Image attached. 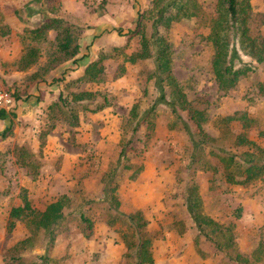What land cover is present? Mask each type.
Wrapping results in <instances>:
<instances>
[{
  "label": "rangeland",
  "instance_id": "rangeland-1",
  "mask_svg": "<svg viewBox=\"0 0 264 264\" xmlns=\"http://www.w3.org/2000/svg\"><path fill=\"white\" fill-rule=\"evenodd\" d=\"M194 1L195 15L168 26L160 24L157 33L169 45L176 83L206 117L203 127L212 140L195 158L186 131L166 106H158L148 123L142 121L141 112L155 97L150 76L154 60H123L139 48L142 32L154 33L155 0L0 1V81L15 99L14 106L0 115V133L11 125L7 135L0 137V264L6 250L28 235L25 226L9 216L10 208L20 204L21 188L37 210L67 194L92 222L84 235L71 219L68 229L56 236L48 264H135L127 248L131 239L124 234L128 224H110L114 210L104 198L102 182L104 173L117 162L120 140L126 144V153L117 163L115 195L122 212L140 211L146 220L142 232L150 240L152 264H235V254L250 258L259 244L264 245V170L260 178L246 184L227 182L222 163L209 151L239 155L243 150L235 144L242 132L241 121H225L237 110L251 118L247 137L264 151V94L257 88V82L264 80V64L234 87L220 89L211 69L213 47L207 39L218 0ZM250 3L253 12H264V0ZM139 14L140 34L129 37ZM51 17L78 29V56L85 54L83 59L49 68L54 31L48 32L46 40L30 29ZM29 40L40 49L37 60L25 67L19 60ZM242 58L250 61L245 55ZM92 61L102 68L95 80L84 76ZM83 91L94 96L71 106L59 100L61 94L70 102L73 94ZM134 104L139 112L136 126L130 119ZM68 107L77 115L73 124ZM177 113L184 120L185 113ZM194 185L202 211L232 231L227 252L199 234L187 212V188ZM214 237L218 244L225 243L223 237ZM263 252L252 257L256 264H264Z\"/></svg>",
  "mask_w": 264,
  "mask_h": 264
},
{
  "label": "trees",
  "instance_id": "trees-1",
  "mask_svg": "<svg viewBox=\"0 0 264 264\" xmlns=\"http://www.w3.org/2000/svg\"><path fill=\"white\" fill-rule=\"evenodd\" d=\"M217 15L211 19L209 24L208 41L213 47L211 69L215 81L220 89L226 90L234 87L239 79L247 74L255 73L259 69V64H264V12H253L250 0H218ZM198 5L194 0H155L154 8L151 10V25L154 33L145 36L138 30L141 24L142 14L138 15L136 29L129 31L128 35L140 34V46L130 55H125L123 60L134 63L138 59L152 58L155 69L150 76L153 78L155 87V97L148 108L141 112L143 122H149L151 115L158 106H166L176 118L178 123L187 133L190 143L198 156L204 147H210L212 138L206 133L203 123L206 121L202 110L193 106L186 98L182 88L176 83L171 72V58L169 45L157 33V27L165 23L166 26L173 20L182 17H189L196 14ZM168 11V12H167ZM54 31L48 50L50 58L49 68L55 67L63 61L72 59L73 62L81 60L85 54L78 56L81 46L79 43V31L76 27L62 20L59 17H51L48 22L42 21L40 25H35L30 29V33L35 36L48 39L49 31ZM33 38V37H32ZM40 47L30 40L24 44L19 62L25 67L33 64L37 60V52ZM245 55L250 61L242 58ZM98 61L90 62L84 70V76L89 80H95L102 68L97 67ZM258 91L264 94V80L257 82ZM94 96L92 92H78L73 94L72 99L67 101L59 95L62 105L71 106V103L90 99ZM101 106L95 108L99 109ZM137 104L130 108L131 121H139L136 111ZM72 120L77 121L75 112L67 108ZM185 113L186 117L181 119L177 111ZM129 112V113H130ZM7 113V110L0 109V115ZM241 121L242 132L236 135V145L243 147L237 155L230 152H215L209 148L210 153L215 155L222 163V175L227 182L233 184H246L260 178L264 170V151L256 142L247 137V130L251 126V118L245 111L237 110L225 117V121ZM134 126V127H135ZM139 126V124H137ZM11 125L6 127L0 137H5ZM134 130H136L134 128ZM126 153V144L120 140V150L118 159L114 166H111L103 175L104 198L109 206L113 208L114 214L110 224L114 221H126L128 224L124 234L129 235L131 244L127 245L128 250L135 259V264H152L153 258L150 251V240L143 234V227L146 220L140 211L125 213L120 210V203L115 195L117 184L114 181L117 163L119 158ZM236 156H240L236 159ZM207 169V168H205ZM208 169L210 167L208 166ZM211 169L218 170L216 166ZM113 179V180H111ZM115 183V184H114ZM20 204L13 206L9 210V216L21 222L28 231V235L16 241L9 247L3 256L4 264H48L51 260L50 250L54 245L56 236L68 229L71 219L75 220L84 235H88L86 230L91 228V220L86 215L81 205L72 204V200L67 194H61L56 200L48 203L44 210H37L30 204L25 189L21 188ZM186 209L195 223L199 234L207 239L220 250L227 252L232 247L233 234L229 227H224L202 211L200 196L197 187H188L186 192ZM210 226V228H208ZM215 235L223 237L225 243L220 245L215 240ZM38 248L39 252H33ZM264 251V245L259 244L252 251L250 258L235 254L232 256L235 264H256L253 256ZM264 253V252H263Z\"/></svg>",
  "mask_w": 264,
  "mask_h": 264
},
{
  "label": "built area",
  "instance_id": "built-area-1",
  "mask_svg": "<svg viewBox=\"0 0 264 264\" xmlns=\"http://www.w3.org/2000/svg\"><path fill=\"white\" fill-rule=\"evenodd\" d=\"M15 104V99L10 91L5 89L0 81V109L8 110Z\"/></svg>",
  "mask_w": 264,
  "mask_h": 264
},
{
  "label": "crops",
  "instance_id": "crops-1",
  "mask_svg": "<svg viewBox=\"0 0 264 264\" xmlns=\"http://www.w3.org/2000/svg\"><path fill=\"white\" fill-rule=\"evenodd\" d=\"M0 1H3V0H0ZM1 9V8H0Z\"/></svg>",
  "mask_w": 264,
  "mask_h": 264
}]
</instances>
